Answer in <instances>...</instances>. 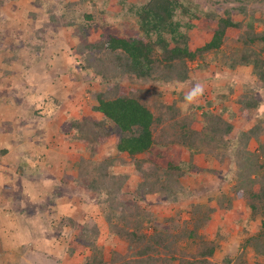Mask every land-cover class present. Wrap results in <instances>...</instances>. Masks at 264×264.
Returning a JSON list of instances; mask_svg holds the SVG:
<instances>
[{
	"label": "trees",
	"instance_id": "trees-1",
	"mask_svg": "<svg viewBox=\"0 0 264 264\" xmlns=\"http://www.w3.org/2000/svg\"><path fill=\"white\" fill-rule=\"evenodd\" d=\"M149 1L141 10V31L148 28L146 33L154 30L158 34L169 29V32L174 33L172 26L177 24L171 21V17L173 10L181 4L177 0ZM224 2L236 6L228 7L221 13L212 10L214 6L219 9V5ZM251 5L264 9V0L210 1V7L206 11L202 9L200 13L195 12L191 6H181L183 13L190 14L191 19H204L208 21L206 26H214L207 30L211 33L210 38L194 49L187 46L188 39L184 40L182 46L175 44L170 47L160 35L152 41L144 32L141 37L113 36L86 45L87 60L93 61L98 68L88 62L81 63L80 69L86 71L87 75L92 73L91 79L99 83L101 89L95 95L97 104L93 111L100 117L94 121L88 118L71 119L58 133L66 134L72 130L70 137L86 148L90 158L78 159L76 175L63 176L60 181L52 184L57 190L71 183L78 193L66 194L68 199H83L81 196L88 195L90 197L86 196L85 199L87 204L101 206L109 223L110 237L125 243L130 257L122 263L114 262L119 259L117 256L108 261L89 257L84 264H249L245 259L244 248L236 260L230 257L221 259L222 262L215 260L220 245L207 234L201 233V230L209 226L214 214L221 216L224 211H232L233 219L236 218L233 205L237 201L243 203L248 217L253 220L261 218L264 223V112H258L262 102L256 93L264 90V10H251ZM236 12L242 14L241 20L238 17L236 19ZM208 55L213 57L206 60ZM212 60L217 62L222 72L232 69L241 74L239 78L245 74L239 93L235 87L228 85L215 96L219 103H223L229 101L232 94H236V98L231 101L229 118L236 116V120H242L245 129L235 130L234 120L224 119L223 114L208 108L216 105L214 101H204L196 104L204 118V126L197 131L192 125V116L180 114L173 105L162 99L163 92L169 89L174 92L175 86L195 82L196 73L201 70L207 68L216 76L215 69L209 68ZM105 61L120 71L117 78L105 75V66L101 65ZM195 61H199L197 68L189 69L188 62ZM125 77L132 78L138 86L142 82L148 85L143 90L133 89V92L125 93L119 88ZM214 78L215 81L219 80V76ZM53 98L47 95L40 102L42 106L34 113L40 116L43 109L42 123L53 112L50 106L55 102ZM33 119V116L28 117L26 121L30 132V127L39 124H34ZM3 130L10 133L8 130L12 129L4 122L0 127V131ZM15 131L20 136V129L15 128ZM38 132L33 130V136L36 137ZM110 138L115 139L116 152L127 155L141 176L132 193L134 197L130 205L123 197V185L128 177L112 173L111 168L116 161L114 157L107 155L102 159H93L104 141ZM250 143L255 144L253 150L249 149ZM157 148L163 150L162 156L171 157L164 166L160 162H153L150 153ZM9 149L8 146H2L0 155H6ZM180 154L188 157L186 163L177 158ZM197 156L216 161L219 166H226L225 173L221 171L220 175L223 180H226L229 169L234 167L233 178L236 183L231 194H217L216 197L208 198L206 204L185 203L191 197V192L182 185L181 179L194 176L198 171L209 174L219 172L211 168H200ZM28 163L23 165L27 166ZM7 172L6 165L2 173ZM57 195L64 198L65 194ZM153 196L168 205H186L185 212L189 218L182 220L179 214L181 208L173 217L164 219L165 223L170 222L169 225L159 223L152 211L143 206ZM89 200H96L97 203H89ZM127 210L132 213L130 219L125 217ZM112 219L117 223H112ZM67 223V220L62 219L60 225ZM121 223H130L127 225L131 228L123 229ZM73 224L79 229L73 249L78 246L94 249L95 240L99 236L94 219H88L87 223ZM145 230H149V233H145ZM182 242L185 245L180 247ZM243 243L257 256L264 258V233L245 237Z\"/></svg>",
	"mask_w": 264,
	"mask_h": 264
},
{
	"label": "rangeland",
	"instance_id": "rangeland-1",
	"mask_svg": "<svg viewBox=\"0 0 264 264\" xmlns=\"http://www.w3.org/2000/svg\"><path fill=\"white\" fill-rule=\"evenodd\" d=\"M210 1L215 0H207L209 4L204 0H177L182 7L191 6L195 12L199 13L202 9L206 11L210 7ZM150 2L149 0H0V104L3 102L2 96L8 94L9 97L5 96L4 100L23 99L24 97L20 96L21 91L25 93V98H28L25 90L28 81L35 76V81L42 82L40 70L46 68V70L51 71L50 73L54 72L55 77L62 81L68 78L60 85H53L52 93L61 101L68 99L70 103L65 109L67 110L65 114L63 112L62 118L71 120L72 118L68 115H73L71 111L75 110L77 105V107L79 106L78 115H81L80 120L88 118V120L94 121L93 119L100 117L98 113L93 111V107L97 104L95 95L101 88L98 81L91 79L92 73L87 75L86 71L80 69L81 63L87 64L88 62L93 67L98 68L93 61L87 60L89 57L85 47L88 43L107 40L113 36L141 37L144 32L146 37L149 35L152 41H155L160 35L169 43L170 47L175 44L182 46L184 40L188 39L187 46L189 49H194L202 46L210 38L211 33L207 30L214 26H206L208 21L204 19L202 21L191 19L190 14L183 13L181 6L173 10L171 17V21L177 24L172 26L175 30L174 33L169 32V29L158 34L154 30H148L146 33L148 28H144L145 31L142 32L143 29L140 28L141 10ZM195 5H197V9ZM235 6L236 4L228 3L226 5L224 2L223 5H219V9L214 6L212 10L221 13L222 10ZM249 8L258 12H261L262 9L254 5L249 6ZM239 13L236 12V19L238 17L241 20L242 14L239 15ZM212 57L213 55H208L206 60ZM20 62L23 64L19 66ZM15 63L18 66H14ZM216 63L215 60H212L209 66L210 69H215L216 76H213L212 70L207 68L201 70L196 73L195 82H189V85L175 86L174 89L171 87L174 92L170 89L163 92L162 99L173 105L180 114L192 116L194 119L192 125L197 131L202 129L204 123L201 110L196 108V104H201L204 101H214L216 105L208 108L217 114H223L224 119L234 120L235 130L245 129L246 125L242 120H236V116L229 118L232 110V107L230 108L231 101L236 98V94H232L229 101L223 103H219L215 98L228 85L235 87L234 89L239 93L243 87L242 81L245 74L239 78L241 74L233 72L232 69L222 72ZM101 65L106 67H104L105 75L111 78H117L121 74L107 61L101 62ZM187 65L189 69L195 70L199 61L188 62ZM217 76H219V80L215 81L216 78L214 77ZM108 81L111 82V80ZM135 83L137 82L135 81ZM135 83L132 78L125 77L121 80L119 88L128 93L133 92V89L143 90L144 86L148 85H143L142 82L138 86ZM198 85L202 88V92L191 103L186 102L184 100L185 95ZM11 86H14V90L10 88ZM109 91L107 90V92ZM256 93L262 102L258 112L263 114L264 90L256 91ZM42 96L45 98L44 94L36 96V98ZM73 100H77V103H74ZM55 103L52 102L50 106L54 108ZM7 106H11V108L8 107L5 116L11 114L13 118H18L21 121H27L28 117L33 116L35 123H32H39L37 126L30 127L32 128L31 132L28 129L30 135H33V130L41 132L45 127L44 123L41 122L43 109L40 111V116L34 114V110L38 109V106L31 103H26L23 107L18 103L13 105L9 103ZM89 127L92 128L91 125ZM72 132L70 130L66 134H59L57 129L51 131L53 137L57 135L51 145L55 146L52 149L55 153L51 157L50 149L45 150L47 153L44 151L42 153L41 149L29 150L27 148L23 150L17 148L12 142L0 143V149L2 146L10 147L6 155H0V186L3 175L1 171L6 165L9 174H13L15 179V182H11L8 176H5L3 178L5 186L8 183L13 187L3 189L5 186L2 184L3 188H0V264H84V261H87L89 257L96 260L99 257L106 261L118 257L119 259L114 262L122 263V261L129 259L126 244H123L119 239L110 237L109 223L101 206L87 204L85 199L90 197L88 195H86L87 197L81 196L84 200L80 197L68 199L66 194L78 193L71 183L65 188L57 190L53 188L52 183L54 181H59L58 179L63 176L76 175L79 161L90 158L86 148L80 146L70 137ZM4 135L6 134L0 131V141L3 140ZM38 136L41 134H37L36 138ZM19 137L26 138V135L25 133L20 134ZM13 138L17 141L16 136ZM254 147L255 144L250 143L249 149L253 150ZM162 151L157 148L150 154L154 159L153 162H160L164 166L171 157L162 156L164 154ZM107 155H111L116 160L115 165L111 168L112 173L128 177L126 184L123 185L124 192H122L123 197L130 205L134 197H132V193L141 176L127 155L116 152L114 138L106 139L93 159H102ZM177 158L185 161V163L188 159L186 155L181 156V154ZM197 159V165L200 168H211V170L219 172L209 174L198 171L194 176L181 179L182 185L191 192V197L185 203L206 204L208 198L216 197L217 194H231L236 183L233 178L234 167L229 169L226 180H223L220 175L221 171L225 173L226 166H219L215 163L216 161H208L203 156H197ZM30 160L32 162H29V166L23 170V163ZM147 166L149 167V163ZM151 166L153 167V164H150ZM17 179H19L18 184ZM32 180L33 182L29 184L28 182ZM22 187L26 193H22ZM10 189L13 191H9ZM54 192L57 194L64 193V198H58L59 195ZM57 198L61 200L60 206L53 205L58 204ZM89 201V203L96 202V200ZM143 206L146 210L152 211L159 223H165L164 219L173 217L181 208L184 212L181 210L178 213L182 220L189 218L185 212L186 205L161 203L156 196H153L151 200L147 199ZM233 206L236 209V218L233 219L232 211H224L221 216L214 214L209 226L201 230V233L207 234L210 239L216 240L220 245L215 260L222 262L221 259L226 257L236 260L244 248L245 259L249 264L264 263L262 256H257L252 249L243 243L245 237L249 238L264 233V223L261 218L253 220L248 217L242 202H234ZM131 214L130 210H127L125 212L126 219H130ZM62 219L67 220V225H60ZM88 219H94L99 231V236L95 240L96 246L94 249L78 246L74 250L73 245L79 229L73 223H87ZM58 222L59 224H57ZM112 223H117V221L112 219ZM127 224H123V229L129 227ZM165 224L169 225L170 222L167 221ZM245 230L246 234L244 233ZM145 233L148 234L149 230H145ZM180 244V247L185 245L183 242ZM84 249L85 251H83Z\"/></svg>",
	"mask_w": 264,
	"mask_h": 264
},
{
	"label": "crops",
	"instance_id": "crops-1",
	"mask_svg": "<svg viewBox=\"0 0 264 264\" xmlns=\"http://www.w3.org/2000/svg\"><path fill=\"white\" fill-rule=\"evenodd\" d=\"M21 64H23V63L20 62L19 63V66ZM13 65L14 66H18L16 63L13 64ZM64 66H66V65H64ZM40 71L42 72L40 74V78L42 79L41 80L42 82L35 81L36 80V77L35 76L28 81V84H27L26 89H25L26 92H27L26 94H28V98L27 97L25 98V93H22V91L20 93V96L21 97H24V98L21 99V100H17V99L16 100H12L10 98L11 101H7V100H4V97L5 96L6 97H9V94L8 95H5V96H2V101L3 102L0 104L1 105V107H0V127L5 122L6 124H9V127L12 130H8V131H11L10 133L9 132H6L4 130L2 131V133L6 134V135L3 136V138H2L3 140L0 141V143L5 144V143L12 142V143L15 144V146L17 148H22L23 150H26L27 148L29 150L41 149V152L42 153H43V151L45 153H47L45 150L50 149V153L49 154H50V157H51L55 153L52 150L55 146H51V145H52V142L54 141V137L57 136V135H54V137H53L51 131L57 129V132H59L60 131V128L62 126H64V124L67 123V121H69V120H66L65 118L63 119L62 118V114H63V112L65 114V112L67 111L65 109L70 104L68 102V99L61 101L59 97L57 98L55 96V94L52 93L53 90H54V86L53 85H60L63 82H65L66 80H68V78H66L64 81H62L61 79H58L57 77H55V75H54L55 73L54 72L50 73L51 71L46 70V68L45 69L43 68V70H40ZM10 88L12 90H14V86H11ZM41 94H44V97L45 98H46L47 95H50V96L52 95L56 99L55 100L56 103H55V107L53 108V112L51 113V115L48 116L47 118H45V122H44L45 127L40 132L41 136H38L36 138L35 136L29 134L30 133L29 132L30 129H29V126L27 125L28 122L26 123V121H21L18 118L15 119V118L12 117L11 114L8 115V116H5L4 114H6L8 112V107L11 108V106H7L9 103H12V105L18 103L19 105H21V107H23L26 103H28V104L31 103V104H34L35 106L41 107L43 103H40V102H43L45 100V98H43V96L41 98L40 97H37L36 98V96H39ZM29 95H30V97H29ZM18 98L20 99V97H18ZM76 101L77 100H73L74 103H77ZM35 111L36 110H34V113H35ZM71 112L73 113V115L70 114V115H68V117H71L72 119H76V120L77 119L78 120L80 119L81 115H78V113H79V106L77 107V105H76L75 106V110L73 109ZM88 116H90V115H88ZM82 118H83V116H82ZM16 124H17V127H16ZM15 128H16V130L17 129H20L21 134H24L25 133L26 138L19 137L18 134L15 131ZM28 129H29V131H28ZM14 136H16L17 141L14 140V138H13ZM33 140H34V142H31ZM27 141H28V143H27ZM26 144H27V146H25ZM29 162H32V160H30ZM23 164H25V163H23ZM22 166H23L22 169L24 170L29 165L27 164V166L26 165H22ZM1 173H2V171H1ZM5 176H8V178H9V180L11 182H15L14 181L15 180L14 177L11 176L9 174V172H7V173H5V174H3L1 176V182L2 183H1L0 188H3L2 187V184L5 186V184H4L5 180L3 179ZM46 180H48V179H46ZM58 180L60 181V179H58ZM16 182L18 184L19 183V179H17ZM32 182H33V180L30 181V182H28V183L31 184ZM19 186H20V184H19ZM11 187H13V185L7 183L6 186L3 189H7V188H11ZM23 187H25V186H23ZM23 187L21 188L22 189V193L23 192L26 193V191H23V190H25V189H23ZM31 187H32V185H31ZM27 193H29V192H27ZM58 198L56 199V202L58 204H53V205H56V206L57 205L58 206L61 205V200L58 199ZM55 224H56V222H55ZM57 224H59V222Z\"/></svg>",
	"mask_w": 264,
	"mask_h": 264
},
{
	"label": "clouds",
	"instance_id": "clouds-1",
	"mask_svg": "<svg viewBox=\"0 0 264 264\" xmlns=\"http://www.w3.org/2000/svg\"><path fill=\"white\" fill-rule=\"evenodd\" d=\"M202 92V88L198 85L196 88H194L192 91L187 93L184 97V100L186 102L191 103L195 97H197Z\"/></svg>",
	"mask_w": 264,
	"mask_h": 264
}]
</instances>
